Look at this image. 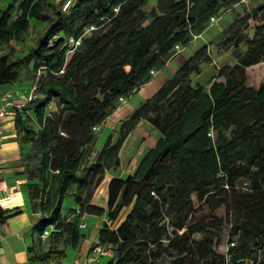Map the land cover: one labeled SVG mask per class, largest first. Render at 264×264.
Segmentation results:
<instances>
[{
    "label": "trees",
    "instance_id": "trees-1",
    "mask_svg": "<svg viewBox=\"0 0 264 264\" xmlns=\"http://www.w3.org/2000/svg\"><path fill=\"white\" fill-rule=\"evenodd\" d=\"M147 1L75 0L64 13L49 0H13L0 10V48L7 49L0 58V85H12L19 69L29 64L33 72L43 71L41 99L12 108L20 142L31 144L25 159L29 200L40 217L35 233L39 237L53 227L49 236L55 242L62 239L71 249L78 245L80 214H103L89 204L92 193L104 171L117 166L127 134L144 120L161 138L131 176L108 183L106 222L97 242L111 248L107 264H264V81L256 88L246 85V70L264 61V24L254 26L250 38L233 39L244 51L233 49L235 62L215 70L207 86L190 80L202 63H209L204 48L185 59L120 122L116 138L107 135L87 160L91 130L115 111L116 102L147 83L151 72L237 0H155L144 15ZM263 11L264 0L228 28H239ZM30 19L45 23V30L23 55L8 62L14 50L10 43L23 40ZM90 27L94 30L86 34ZM55 36L58 41L50 45ZM63 38L80 39L66 63ZM51 98L57 111L45 116L43 104ZM33 104L36 132L21 118ZM70 187L78 213L63 218L59 211ZM200 205L207 216L194 218ZM217 209L224 214H215ZM53 251L63 257L62 250ZM50 253L42 254V260Z\"/></svg>",
    "mask_w": 264,
    "mask_h": 264
},
{
    "label": "crops",
    "instance_id": "crops-1",
    "mask_svg": "<svg viewBox=\"0 0 264 264\" xmlns=\"http://www.w3.org/2000/svg\"><path fill=\"white\" fill-rule=\"evenodd\" d=\"M12 2L13 0H0V10L6 9ZM10 45L14 50L18 49L15 42L10 43ZM5 53L6 50L0 48V58ZM174 59H170L167 64ZM12 61L9 57L8 62ZM166 67L165 65L161 69L153 71V76L147 83L140 86L135 93L127 98L121 99L122 102L126 103L124 116L128 115L140 102L149 98L167 80L160 81L147 93L143 92L146 87L152 85L154 75ZM217 69L220 68L215 67L213 69L210 63H202L199 66V74L193 77L194 82L207 86L213 79ZM175 70L176 68L174 70L169 69L171 76ZM137 94L141 97H138ZM18 95L20 98H18ZM133 97L137 99L134 102L135 105L128 104ZM21 100H24V96H21L19 91L12 89L11 85H0V105L4 107L5 111L1 121L2 138L0 142V264H52V256L43 261L39 256L41 252L37 249L38 244H41L42 235H47L48 232L44 231L39 237L35 233L40 217L37 208L32 210V204L29 200L28 185L30 182L26 179L27 166L25 159L31 150V144L20 142V135L16 131L12 112V108L22 105ZM120 109L123 110L121 107L116 108V111L109 117ZM160 138V133L144 120L139 121L127 134L117 152V166L114 169L104 171L103 177L94 189L89 201L90 205L103 210V214L98 217L84 213L80 214L77 224L83 226L78 229L81 240L74 249L64 244L61 248L63 257L58 260L57 264L81 263L89 257H93V261L88 264H107L109 262L111 252L106 256H95L91 252L92 247L98 242L101 224L106 219L108 183L114 179L124 180L131 176L142 156ZM66 198L70 199L65 197L62 203ZM70 201L71 204L67 208H62L61 203L60 217H64V214L69 210L78 213L76 205L71 199Z\"/></svg>",
    "mask_w": 264,
    "mask_h": 264
},
{
    "label": "rangeland",
    "instance_id": "rangeland-1",
    "mask_svg": "<svg viewBox=\"0 0 264 264\" xmlns=\"http://www.w3.org/2000/svg\"><path fill=\"white\" fill-rule=\"evenodd\" d=\"M262 1L263 0H237L236 3L232 4L231 6L218 11L208 20L204 30L199 35L193 36L191 42L187 46L179 49V54L177 53L176 56L173 57L175 59L172 60L169 64L166 63L167 67L160 70L158 73H156V75H154L152 85L146 87L143 92L147 93L152 89L153 86H156L157 83L163 81L164 79H168L171 76L169 69L174 70L176 67L180 66L185 58L195 55L201 47L204 48V52L206 51L208 53V62L211 64L213 69L215 67L222 68L232 65L235 62L234 58L232 57L233 49L237 48L240 52L244 51V46L242 45V43L232 44L233 39L238 35L250 38L253 34L254 26L264 24V11L260 14L256 13V15H253L254 17L249 19L244 25L239 28L230 29L228 28V26L232 23L234 18L241 16L243 13H252L256 6L261 5ZM49 3L54 7L56 1L49 0ZM154 3L155 0H148L147 3L141 8V13L144 15L147 14L148 10L154 5ZM12 11L13 15L17 14L18 11L16 10V5L12 7ZM45 28V23L38 22L32 19L28 20V27L25 35L23 36V40L21 42H15L18 49L10 51L9 57L13 60L16 57L23 55L28 50V48L32 47L35 44L37 38L43 33ZM93 30L94 28L90 27L85 31V33L88 34V32H91ZM58 38L59 36L53 37L49 44L52 45L53 43L57 42ZM61 43L66 50L64 59L66 63L70 59L74 50L80 46V39L63 38ZM230 44L232 45L229 46ZM3 49L7 51L5 47ZM175 50H177V48H175ZM59 74H62V70L59 71ZM246 74V85L250 88H256L261 82L264 81V61L248 68L246 70ZM152 76L153 74L151 72L150 77L152 78ZM42 77L43 71L40 70L33 72L31 70L30 64L19 69L17 79L11 85L12 89L19 91V94L21 96H24V100L20 101L22 105L17 108L23 109V104L29 101L37 102L41 99V95L39 94V84ZM193 77L194 76L190 77L191 83H194ZM137 95L138 97H141L139 94ZM18 98H20L19 95ZM122 101L123 100L120 99L116 102V108L121 107L123 110H117V112L114 113L111 117L107 118L105 122L103 121L98 126L92 128L91 132L94 140L93 146L91 148V153H89V155L87 156V160H92L94 153L100 149L107 135L110 134L112 136V140L116 138L117 128L120 122L123 121L127 116H124V114L126 113V108L124 107L126 106V103ZM135 101H137V99L136 97H133V99L128 102V104L130 103L135 105ZM33 107L34 104L26 108L27 113L22 112L21 118L23 119L25 127L29 128V130H31L32 132H36L38 130V126L32 114ZM56 111L57 102L55 99L51 98L43 104V115H51ZM84 155L85 153L83 154L82 160L86 159V156L84 157ZM88 164L89 163L83 164L80 172L81 170H84L85 167L88 166ZM29 166L31 168L32 166H34V164L30 163ZM74 192L75 188L70 187L66 197H69L72 200V195L74 194ZM70 199H64L62 208H67L71 204ZM69 212L70 210L67 211L66 214H64L65 216L63 218H65ZM215 214L220 216L224 214V211L222 209H217L215 211ZM206 216L207 209L204 205H200L195 209L194 218H205ZM45 231L48 232V234L42 235L43 237L40 239L41 244H38L37 249L39 250V252H41V255L47 251L51 252V263L57 264L59 259L56 253H52V251L54 250L55 252H58L62 250L61 248L64 246V243L62 242V239H59L57 242H55L52 239V236H49L50 233L54 234L53 227H48ZM225 237L226 235L224 233L222 237L223 243L226 240ZM193 238L197 239L198 236L194 235ZM224 250L225 248L223 245L219 246V253L223 254ZM164 264H168V262H165Z\"/></svg>",
    "mask_w": 264,
    "mask_h": 264
},
{
    "label": "built area",
    "instance_id": "built-area-1",
    "mask_svg": "<svg viewBox=\"0 0 264 264\" xmlns=\"http://www.w3.org/2000/svg\"><path fill=\"white\" fill-rule=\"evenodd\" d=\"M57 4H59L60 7V11L61 12H68L72 6L74 5L75 0H55ZM29 100V99H27ZM4 107L0 105V142H1V138H2V126H1V121L2 118L4 117ZM103 222H106V220H103ZM83 226L78 224L77 228L80 229ZM92 254H94L95 256H106L109 252H111V248L109 246H103V245H99L98 243L95 244L92 249H91ZM91 261H93V257H89L88 259H86L84 262L81 263H76V264H88Z\"/></svg>",
    "mask_w": 264,
    "mask_h": 264
}]
</instances>
